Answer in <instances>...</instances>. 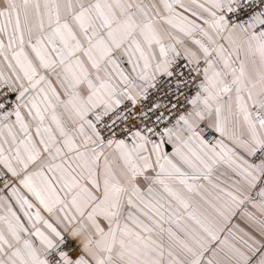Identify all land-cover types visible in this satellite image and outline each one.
<instances>
[{
  "label": "snow or ice",
  "instance_id": "obj_1",
  "mask_svg": "<svg viewBox=\"0 0 264 264\" xmlns=\"http://www.w3.org/2000/svg\"><path fill=\"white\" fill-rule=\"evenodd\" d=\"M0 264H264V0H0Z\"/></svg>",
  "mask_w": 264,
  "mask_h": 264
}]
</instances>
